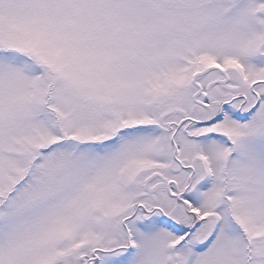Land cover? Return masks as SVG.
Returning a JSON list of instances; mask_svg holds the SVG:
<instances>
[{"label": "snow or ice", "instance_id": "obj_1", "mask_svg": "<svg viewBox=\"0 0 264 264\" xmlns=\"http://www.w3.org/2000/svg\"><path fill=\"white\" fill-rule=\"evenodd\" d=\"M0 264H264V0H0Z\"/></svg>", "mask_w": 264, "mask_h": 264}]
</instances>
